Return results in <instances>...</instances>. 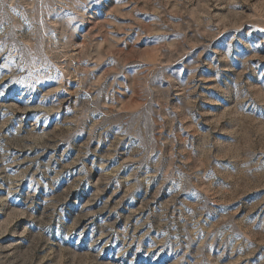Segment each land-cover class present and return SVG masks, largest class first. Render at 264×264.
Instances as JSON below:
<instances>
[{"label":"rangeland","instance_id":"374dc122","mask_svg":"<svg viewBox=\"0 0 264 264\" xmlns=\"http://www.w3.org/2000/svg\"><path fill=\"white\" fill-rule=\"evenodd\" d=\"M0 264H264V0H0Z\"/></svg>","mask_w":264,"mask_h":264}]
</instances>
